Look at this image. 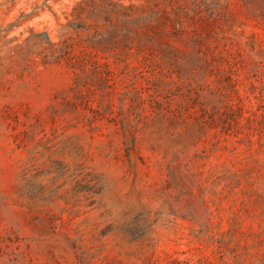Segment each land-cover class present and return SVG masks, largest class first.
Wrapping results in <instances>:
<instances>
[{
	"label": "rangeland",
	"instance_id": "rangeland-1",
	"mask_svg": "<svg viewBox=\"0 0 264 264\" xmlns=\"http://www.w3.org/2000/svg\"><path fill=\"white\" fill-rule=\"evenodd\" d=\"M0 264H264V0H0Z\"/></svg>",
	"mask_w": 264,
	"mask_h": 264
}]
</instances>
